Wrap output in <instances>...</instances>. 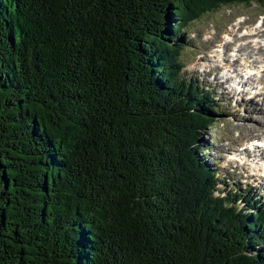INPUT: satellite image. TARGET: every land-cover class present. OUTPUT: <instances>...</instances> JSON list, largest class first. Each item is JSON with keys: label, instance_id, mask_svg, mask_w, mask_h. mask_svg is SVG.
Listing matches in <instances>:
<instances>
[{"label": "trees", "instance_id": "16d2710c", "mask_svg": "<svg viewBox=\"0 0 264 264\" xmlns=\"http://www.w3.org/2000/svg\"><path fill=\"white\" fill-rule=\"evenodd\" d=\"M255 1L0 0V264H264L263 212L200 162L216 104L179 75L185 25Z\"/></svg>", "mask_w": 264, "mask_h": 264}, {"label": "rangeland", "instance_id": "374dc122", "mask_svg": "<svg viewBox=\"0 0 264 264\" xmlns=\"http://www.w3.org/2000/svg\"><path fill=\"white\" fill-rule=\"evenodd\" d=\"M215 8L216 7H214V9ZM214 9H211L212 12H210V14L208 13L206 15H203L196 22L192 23L190 25L191 27L186 32L184 29L185 27L182 29L181 34H179L178 32L180 42L184 45V49H187V53L184 56L186 60L190 59L201 45L200 42L196 40V38H192V35L189 34L190 29L196 31L201 30V28L204 26L214 25L215 28L221 31L226 22L232 19L236 13L247 12L250 15L254 16L257 12L264 11V6L253 3L249 7L239 5L232 8H226L225 5H222L221 8L215 10ZM172 20L174 22L175 20H179V16L175 15V20L174 18ZM187 35H189L190 37H187ZM166 49H169L168 45L166 46ZM196 59H199V57H196ZM185 72V76L188 78L190 76H200V79H202L203 82L206 81L204 78V73L199 72L198 68L196 69V65L194 63L189 64L185 68ZM207 80H209L210 83L211 78H207ZM211 85L214 86L213 83ZM218 92L219 89L216 90L215 95L220 99V102L217 101V103L220 104L221 108L219 110L216 106V110L218 111V114L215 116L216 120L213 125L206 128L207 130H205L204 132L199 131L196 136L198 137L199 135V139L201 141V148L197 150L200 157V162L202 163L203 159V161L207 162L211 168L216 167L217 163L224 155L226 151V145L229 142L232 141L233 143H235L239 140L247 139L248 137L256 135L257 133L263 131L258 118H262L264 121L263 108L261 110H258L257 113L253 112L251 108L249 112L246 109H240L238 112V116L234 114V107H228L224 105L222 96H220ZM233 178L234 172L231 174V177H229L228 180L233 181ZM235 181L237 182L235 188H241V185H244V183L246 182L245 179H242L239 182L238 179H236ZM203 183H205L204 180ZM230 188L231 187L228 186V189ZM251 191L252 195L259 193L258 191L256 192L255 189H252Z\"/></svg>", "mask_w": 264, "mask_h": 264}, {"label": "bare ground", "instance_id": "6f19581e", "mask_svg": "<svg viewBox=\"0 0 264 264\" xmlns=\"http://www.w3.org/2000/svg\"><path fill=\"white\" fill-rule=\"evenodd\" d=\"M231 36V33L229 34V36L228 37H230ZM259 71H261L260 69H259ZM264 110V109H263ZM263 110H262V112H263ZM258 120H259V122H260V124H261V127H263L264 126V121H263V119L261 118V119H259L258 118Z\"/></svg>", "mask_w": 264, "mask_h": 264}]
</instances>
